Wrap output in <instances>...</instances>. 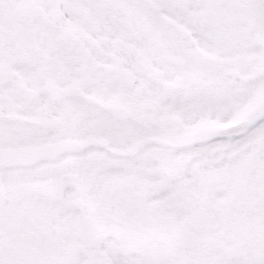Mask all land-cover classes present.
Listing matches in <instances>:
<instances>
[{
	"label": "rangeland",
	"instance_id": "rangeland-1",
	"mask_svg": "<svg viewBox=\"0 0 264 264\" xmlns=\"http://www.w3.org/2000/svg\"><path fill=\"white\" fill-rule=\"evenodd\" d=\"M217 1L43 0L37 23L44 37L54 36L55 68L65 69L71 80L56 84L48 69L24 63L22 35L12 47H0V146L93 136L106 139L115 151L130 148L136 137L129 136L141 128L120 120L125 106L119 100L124 97L144 100L135 102L160 114L166 122L151 128L153 136L174 142L210 134L214 127L208 123L245 116L243 60L231 65L234 59L223 58L216 62L218 69L199 75V52L214 50L211 46L222 49L214 42L211 10L226 5ZM157 11L163 13L162 21ZM0 19L21 33L14 14ZM178 31L191 36L193 50L179 49L172 37ZM72 38L83 44L89 61L74 51ZM224 49L226 56L243 50ZM184 61L189 62L186 70L181 68ZM117 67L134 80L128 93L111 79ZM213 75L217 78L208 80ZM201 102H206L203 111ZM33 107L43 117L36 125L21 116ZM256 112L251 105L248 113ZM110 156L102 165L112 164L149 201L171 203L172 209L162 213L176 216L172 234L186 226L197 228L203 237L197 247L199 264H264V122L208 143L183 148L145 144L128 157ZM160 237L168 238L164 232L155 239ZM174 240L171 236L172 264H179Z\"/></svg>",
	"mask_w": 264,
	"mask_h": 264
},
{
	"label": "flooded vegetation",
	"instance_id": "flooded-vegetation-1",
	"mask_svg": "<svg viewBox=\"0 0 264 264\" xmlns=\"http://www.w3.org/2000/svg\"><path fill=\"white\" fill-rule=\"evenodd\" d=\"M17 1H20L23 10L29 14L37 13L38 9L44 6L42 0ZM239 2L244 5L242 9L230 8L227 1L218 0V6L223 3L226 6L211 10L217 38L214 42L222 44V49L217 50L219 46H211L214 50L203 48L199 52L202 62L198 69L199 75L202 76L204 73H212L218 69L219 65L217 66L216 62L223 58L234 59L231 65L243 60L241 70H243L246 85L245 91L248 93L245 102L247 113L243 117H254L264 113V9H259V5H263L264 0H258L257 3L252 0H239ZM145 3L149 4L147 1ZM13 6L14 0H0V16L11 15ZM153 8L158 10L155 5ZM7 20L11 21L10 18ZM226 21L230 22L228 26ZM0 24L6 26L5 20L0 19ZM32 28L34 29L33 38L28 39L25 36L19 42L22 52L21 60L26 64H38L42 69H48L54 77L59 69L55 68L54 64L53 39L44 38L38 26H34L33 23ZM172 37L175 38L176 42H174L179 45V49L185 51L190 48L184 45L187 38L186 32H174ZM80 46V54L83 57L87 54H84L85 48ZM234 47H240L243 50L230 56L222 55L226 51L224 48ZM86 58L89 61L90 55ZM84 59L85 57L83 61ZM181 63V68L186 70L189 62ZM216 78L213 75L208 80ZM119 89L124 93L132 90L125 87ZM128 99L124 97L119 100V103L125 106L123 108L125 113L119 111L118 116L123 124L141 128V132L135 131L129 136L136 137L134 143H137L145 137L144 134L151 132V128L157 123L163 124L166 120L160 114H155L156 111L135 102L144 100L133 98L129 102ZM205 103L201 102L199 105L202 111ZM251 105L256 107L257 112L254 114L248 113ZM21 116L27 123L34 125L41 121L38 118H43L35 107ZM237 118L241 117L236 116L233 119ZM168 121L177 122L171 119ZM229 121L231 119L222 124L208 123L206 125L216 128ZM262 122H264V114L260 120L248 126H260ZM231 132L229 131L227 136ZM208 134L198 139H204ZM38 139H41L40 135ZM63 139L74 138L68 136ZM29 142L27 141L26 145H36ZM41 143L45 142L37 144ZM102 160L108 161L106 152L90 153L83 150L62 154L51 161L39 162L30 167L0 168V175L6 173L0 177V183L4 186V188L0 187V264H19L17 253L20 245L33 248L32 264H114V262L172 264L171 236L179 246V264H199L197 247L188 249L180 245L176 239L177 233L164 232L165 238L168 237L166 240L161 237L155 239L163 232L155 235L144 234L134 238L124 231L121 224L112 221L101 212L99 205L102 199L112 200L119 192V184L125 181L121 175L117 174L118 169H114L110 163L102 165ZM127 182L135 191L147 197L144 190L135 188L131 181ZM189 228L202 236L197 228ZM146 240L150 241L143 242Z\"/></svg>",
	"mask_w": 264,
	"mask_h": 264
},
{
	"label": "water",
	"instance_id": "water-1",
	"mask_svg": "<svg viewBox=\"0 0 264 264\" xmlns=\"http://www.w3.org/2000/svg\"><path fill=\"white\" fill-rule=\"evenodd\" d=\"M20 20L21 17L18 16ZM0 38L3 40H12V35L0 29ZM121 80L130 86V81L125 73H121ZM61 81L60 78H58ZM260 118V117H258ZM250 120H242L236 122L234 125H243ZM220 133L217 132L216 135ZM154 142L166 143L158 139H149ZM171 146L180 147L179 143H166ZM87 146H99L106 150L113 152L107 147L103 140L89 139L86 141H58L53 144H45L34 148L22 149H1L0 150V166H13V165H29L42 159H52L62 152L80 151ZM129 151L123 152L127 154ZM120 195L112 202H104L101 205L102 211L115 220L123 223L130 233L133 235L142 232L155 233L161 229H170L173 225L174 218H162L158 212L160 205H148L144 203L143 197L139 194L132 192L128 185L120 186ZM185 240L188 246L194 242H199L200 239L192 235L188 230L184 231L181 241Z\"/></svg>",
	"mask_w": 264,
	"mask_h": 264
},
{
	"label": "bare ground",
	"instance_id": "bare-ground-1",
	"mask_svg": "<svg viewBox=\"0 0 264 264\" xmlns=\"http://www.w3.org/2000/svg\"><path fill=\"white\" fill-rule=\"evenodd\" d=\"M114 264H118L117 262H114Z\"/></svg>",
	"mask_w": 264,
	"mask_h": 264
}]
</instances>
